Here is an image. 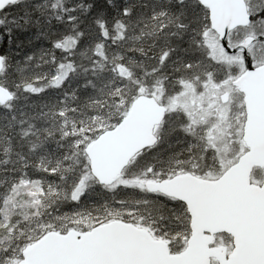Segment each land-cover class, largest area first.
<instances>
[{
  "label": "snow or ice",
  "instance_id": "1",
  "mask_svg": "<svg viewBox=\"0 0 264 264\" xmlns=\"http://www.w3.org/2000/svg\"><path fill=\"white\" fill-rule=\"evenodd\" d=\"M0 264H264V0H0Z\"/></svg>",
  "mask_w": 264,
  "mask_h": 264
}]
</instances>
